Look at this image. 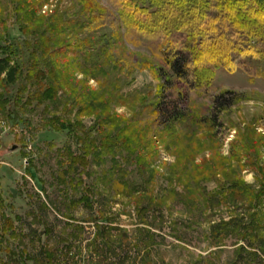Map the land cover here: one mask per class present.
I'll list each match as a JSON object with an SVG mask.
<instances>
[{
    "label": "rangeland",
    "instance_id": "1",
    "mask_svg": "<svg viewBox=\"0 0 264 264\" xmlns=\"http://www.w3.org/2000/svg\"><path fill=\"white\" fill-rule=\"evenodd\" d=\"M41 1L25 0L36 9L32 22L55 8L81 7L79 0ZM92 1L112 62L102 52L88 70L66 35L72 44L53 56L57 101L31 98L29 84L5 91L0 264L42 248L84 264H139L146 250L151 264H264V255L252 259L241 249L250 248L237 234L211 228L252 211L246 185L256 190L264 180V0L240 2L237 25L234 10L232 20L209 7L219 9L218 0ZM15 4L0 0L11 33L0 39V58L22 61L38 36L19 32ZM184 43L216 51L205 57L210 76L197 83L179 77L160 53ZM149 203L158 212L140 209ZM108 222L120 247L114 254L96 245V225ZM140 227L153 237L138 239L146 234ZM260 230L264 235V218Z\"/></svg>",
    "mask_w": 264,
    "mask_h": 264
},
{
    "label": "trees",
    "instance_id": "2",
    "mask_svg": "<svg viewBox=\"0 0 264 264\" xmlns=\"http://www.w3.org/2000/svg\"><path fill=\"white\" fill-rule=\"evenodd\" d=\"M46 1L47 0L41 1V4L43 2L45 3ZM203 1L204 3L208 2L207 0ZM214 1L216 2V0ZM245 1L246 0H218L217 3L219 9H215L212 5H209V7L213 10L225 12V14L228 16L227 19H232L230 17L229 11L234 10L235 13L233 15L235 18L234 20L232 19V22L237 25V23H241L240 20L242 19V14L240 15L239 21L236 19V16L238 13H240L238 11L243 8V6L239 3ZM78 2L81 3V7L72 13H70L68 9L59 10L58 8H55L47 15H41L40 17L38 16L37 22H32L34 19H36L35 7L29 4V2L25 4V0H14V3H16L15 10L20 12L21 18H23V20L17 19L19 21V32L25 37L28 35V33H34L38 37L31 43L29 42V44H32V47L28 48V52H25L27 53L25 60L22 59L21 61V59L18 57L14 59L9 54L0 58L1 111L4 113L6 111L7 113L9 112V110L6 108V101L4 99L5 91L9 85H14L17 83H20L21 85H34L33 87H35V89L29 96L31 98H35L39 102H55L58 100L59 90L56 85H58L59 80L55 73L56 60H53V56L60 52H64L65 49H67V47L72 44V37L67 38L66 35H71L73 36V39H76L75 46H77L79 49L85 64H87L88 70H92V64H90V61L95 60L96 57L94 56L100 55L102 52L106 54L110 61L112 60L113 55L108 51V49L111 47V41L107 38H104V36L100 33L102 30L101 26L104 24L103 20L101 19L102 15L99 10L100 8L97 4L93 3V1L92 3L89 2V0H79ZM204 9H208V7H204ZM93 21H95L94 26L92 25ZM167 30L170 31L172 29ZM10 36L11 33L9 32L6 22L0 18V39L3 37L8 38ZM7 48L8 51L15 52L17 51L16 49L18 47L13 44H8ZM164 50V53L163 51H160L161 56L166 58L173 71L186 81L190 83H197V81L204 76H210L211 69L205 67L207 63V61H205V57L208 55L215 56L214 53H216V51L213 48H210L207 45L204 47H192L188 43H184L177 48L172 45L168 48H165ZM61 127L67 128L65 125H61ZM99 128L101 129L100 124L98 129ZM117 139H120L123 144L127 139H129V144H132V141L130 140L131 138L128 135L122 136L118 134L116 140ZM102 145H104L103 142ZM135 153L136 162H139L140 154L138 152ZM6 183V179L0 175V187H4ZM227 184H229V182H227ZM258 184L259 185L256 190H253V186L251 184L246 185V190L248 193H253L252 199L245 201L247 202L246 206L249 207L248 209L252 211H248L242 216H232L229 221L221 219L220 221L211 225V228L214 230L216 229L215 231H218L219 233L221 231H232L235 235L237 234L236 236H238V238H240L242 241H245L246 245L250 248L247 249L245 248V245H241V249L246 251L249 256H253L251 257L252 259L257 257L260 258L262 255H264V235L260 232V228H262V220L264 218V214H261V206L263 204L262 194H264V180L259 179ZM225 185L226 183L221 186V189L224 188ZM218 194H220V191H218L217 195ZM0 199L3 203H8L2 191H0ZM158 205L159 204L149 203L143 207L140 205L139 206L141 210L144 207L145 209L149 207L153 211L158 212L160 207ZM12 222L13 218L10 219V222L8 220L7 223L12 224ZM109 224L110 223L108 222L103 225H96L99 229L96 245L101 248L104 246L106 252L109 254H114L116 248L119 247L115 245V243L118 242V238L112 237V230L114 228ZM147 224H150V226L154 225L152 223ZM80 228L83 229L82 226H80ZM243 229H245V233H242ZM138 231H146V234L142 233L140 235L141 237H144H138V239L142 241L146 239V237L151 238L154 235L151 230L145 227H140ZM121 235L122 240L120 238V241H122V246L126 242L124 240L126 234ZM71 248L72 247L70 243L66 244L65 249L67 251L71 252ZM149 252V250H146L143 253V255L140 257L139 264H151L148 259ZM74 258L75 255L70 258V261L67 260L66 262H62L60 257H55V252L52 249L42 248L36 255L14 257L13 264H84V262H78L77 259ZM120 264H124V261L122 260Z\"/></svg>",
    "mask_w": 264,
    "mask_h": 264
},
{
    "label": "water",
    "instance_id": "3",
    "mask_svg": "<svg viewBox=\"0 0 264 264\" xmlns=\"http://www.w3.org/2000/svg\"><path fill=\"white\" fill-rule=\"evenodd\" d=\"M16 148V145H12L10 149H15Z\"/></svg>",
    "mask_w": 264,
    "mask_h": 264
}]
</instances>
